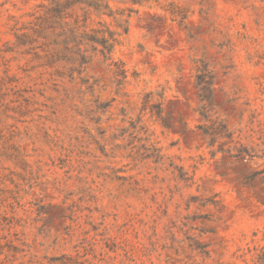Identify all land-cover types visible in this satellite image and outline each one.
<instances>
[{
    "label": "rangeland",
    "instance_id": "1",
    "mask_svg": "<svg viewBox=\"0 0 264 264\" xmlns=\"http://www.w3.org/2000/svg\"><path fill=\"white\" fill-rule=\"evenodd\" d=\"M108 2L105 55L0 0V264H264V0ZM198 68L254 157L204 139Z\"/></svg>",
    "mask_w": 264,
    "mask_h": 264
},
{
    "label": "trees",
    "instance_id": "2",
    "mask_svg": "<svg viewBox=\"0 0 264 264\" xmlns=\"http://www.w3.org/2000/svg\"><path fill=\"white\" fill-rule=\"evenodd\" d=\"M54 7L51 9V17L55 19H65L68 17H73L74 13L69 12L70 9H74L76 5H78L83 11L84 16L82 19L80 16H76L74 18L73 23H65L62 32L60 33L63 36V42L66 45H69L73 41L76 45H81V42H77L79 39H88L93 43L100 44L103 49L101 50L105 55L106 53H111L114 50L115 43L118 42L116 32L110 30H95L98 34L102 33V37L97 35L89 36L82 31L83 27H86L87 20L90 17V14L96 13L98 15H108L111 17L115 16V13L111 9L108 0H53ZM124 15V12L121 13ZM119 25L123 26L122 22L126 23L124 27V32H128L129 23L128 19H119ZM106 33H109L108 37ZM96 49V48H95ZM214 74L208 68H198V74L196 79V85L199 91V97L201 101L200 106V114L202 118L206 122H210L209 124H202L199 126L201 129L202 135L204 139L207 140L208 145L210 147H215L218 145L217 151L227 152L231 157L238 158L241 155H247L254 157L247 147L241 144L239 141H234V132L231 131L228 127V124L221 120L220 118L213 119L212 111L214 108V103L212 99V85L214 84ZM234 144V145H233ZM258 173H264V171H260ZM254 175L247 177V182L251 183Z\"/></svg>",
    "mask_w": 264,
    "mask_h": 264
}]
</instances>
